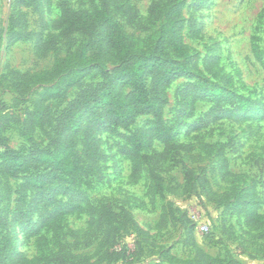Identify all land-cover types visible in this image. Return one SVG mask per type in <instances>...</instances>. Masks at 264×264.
Wrapping results in <instances>:
<instances>
[{"label":"rangeland","instance_id":"374dc122","mask_svg":"<svg viewBox=\"0 0 264 264\" xmlns=\"http://www.w3.org/2000/svg\"><path fill=\"white\" fill-rule=\"evenodd\" d=\"M181 1L184 24L179 39L194 62L185 73L174 76L160 95L163 119L172 126L175 143L181 148H171L167 159L159 163L148 160V164L126 152L132 144L131 131H100L95 144L104 157L92 177V187L58 196L78 209L64 215L53 227L41 229L38 214L32 223L20 226L19 220L14 224L18 249L29 261L38 258L43 248L47 253L66 256V264H169L164 255L168 250L176 258L175 264H186L196 258L195 240L198 248L212 258L232 256L242 264H264V0ZM174 2L119 0L136 8L141 16V25L132 27L117 15L125 33L142 43L137 47L138 55H161L157 44L166 18L165 14L152 18L150 9L155 3L172 7ZM99 5L96 0H0L1 138L11 149L29 150L24 135L26 114L34 109L39 94L58 81L40 83L38 77L62 60H67L68 67L77 66L73 61L76 50L91 44V37L82 33L52 43L54 37L50 36L58 34L54 24L62 10L91 12ZM9 30L24 40L9 44ZM255 44L263 53L262 59L256 57ZM103 59L110 71L116 68L115 54ZM165 59L184 64L183 57L170 50ZM103 81L102 75L92 70L80 86L70 88L62 98L49 100L48 122L43 129L35 130L36 143L48 148L61 113L84 86ZM152 82L150 78V86ZM124 91L130 93L131 89L126 86ZM241 103L246 109L237 117H207L214 108L229 110ZM150 119L139 118L133 130L148 128ZM80 132L75 139L77 150L83 153ZM3 150L0 143V153ZM164 150V144L155 141L147 155ZM152 172L162 178L165 200L177 209L175 223L162 220L165 200L154 194ZM19 184L11 182L9 201L0 178V216L8 215L9 220L20 204ZM102 203L116 212L129 211L138 224L139 231L125 236L131 263L106 262V247L101 246L104 235L90 214L91 208ZM201 224L208 226V234L200 230ZM36 230H40L39 235H35Z\"/></svg>","mask_w":264,"mask_h":264},{"label":"trees","instance_id":"16d2710c","mask_svg":"<svg viewBox=\"0 0 264 264\" xmlns=\"http://www.w3.org/2000/svg\"><path fill=\"white\" fill-rule=\"evenodd\" d=\"M96 1L100 5L91 12L64 8L60 20L54 24L58 34L50 36L54 37L52 43L56 41V44H59L61 39L82 33L91 37V44L76 50L73 61L77 66L68 67L67 60H62L52 71L38 77L40 83H49L54 79L58 81L39 94L34 109L26 114L24 135L30 144L29 150H14L6 145L1 138L3 127L0 122V143L4 145V150L0 153V178L8 190L9 201L12 193L11 182H20V204L11 220L8 215L0 216V264H66V256L54 252L47 253L43 248H40L41 254L35 260L26 259L18 249V232L14 224L19 220L20 226L32 223L33 216L38 214L41 229L45 226L53 227L60 224L64 215L78 209L76 204L62 202L58 196L73 192L74 189L92 187V177L97 174L100 159L104 157L95 144L100 131H131L132 144L126 148V152L143 158L148 164V160L159 163L161 159H167L171 148L176 151L181 148L175 143L172 126H168L163 119L164 103L160 95L162 88L174 76L185 73L194 62V57L182 46L179 39L184 24L181 18L182 1L175 0L172 7L155 3L150 9L152 18L164 14L166 18L160 42L157 44L161 54L159 56L154 52L138 55L137 47L142 43L127 35L117 20V15H121L130 26L138 27L142 21L136 8L122 5L119 0ZM11 31L9 30V44L16 39L24 40L23 36ZM41 45H44V42ZM168 50L183 57L184 64L168 63L165 59ZM90 51L93 53L92 57L87 56ZM254 51L256 57L262 59L263 53L257 44L254 45ZM112 54L116 56L117 66L110 71L103 58ZM92 70L98 71L105 81L84 86L77 98L59 116L56 135L51 145L48 148L39 146L34 139V132L47 125L49 109L46 103L51 99L62 98L70 88L80 86ZM150 78L153 80L151 86ZM126 86L130 87V93L124 91ZM244 107L245 104L241 103L234 104L229 110L214 108L207 117L215 114L216 118L229 115L237 117L246 109ZM145 116L151 117L148 128L133 130L137 120ZM84 121L85 126H82ZM79 132L84 139L83 153L77 150L78 142L75 137ZM155 141L164 144L165 150L149 157L147 152L152 150ZM152 177L154 194L165 200L162 178L154 172ZM241 212L242 208H239L238 213ZM90 214L92 222L104 235L101 246L106 247V262L131 263L130 251L124 243L125 236L139 231L133 215L127 210L116 212L109 204L103 203L97 208H91ZM176 214L178 212L173 203L165 200L162 220L175 223ZM250 215L251 211H248L249 219ZM39 234L40 230H36L35 235ZM193 241L196 258L186 264H242L232 256L224 260L212 258L201 251L196 241ZM164 255L169 264L178 263L170 251L166 250ZM81 261L85 262L86 259Z\"/></svg>","mask_w":264,"mask_h":264},{"label":"built area","instance_id":"2783aa9c","mask_svg":"<svg viewBox=\"0 0 264 264\" xmlns=\"http://www.w3.org/2000/svg\"><path fill=\"white\" fill-rule=\"evenodd\" d=\"M194 221H197V218H194L193 219ZM200 230L202 231V232H204V233H207V232H209V228H208V226L206 225V224H201V226H200Z\"/></svg>","mask_w":264,"mask_h":264}]
</instances>
